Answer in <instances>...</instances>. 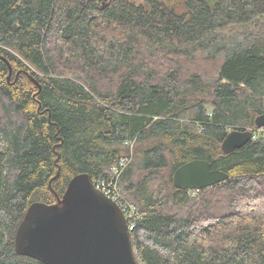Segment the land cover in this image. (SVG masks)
Returning a JSON list of instances; mask_svg holds the SVG:
<instances>
[{"label":"trees","instance_id":"trees-1","mask_svg":"<svg viewBox=\"0 0 264 264\" xmlns=\"http://www.w3.org/2000/svg\"><path fill=\"white\" fill-rule=\"evenodd\" d=\"M0 0V264L32 203L108 179L134 208L141 264H264V134L224 154L264 114V0ZM206 160L199 190L173 173Z\"/></svg>","mask_w":264,"mask_h":264},{"label":"water","instance_id":"water-1","mask_svg":"<svg viewBox=\"0 0 264 264\" xmlns=\"http://www.w3.org/2000/svg\"><path fill=\"white\" fill-rule=\"evenodd\" d=\"M264 126V114L254 121ZM253 138L248 130L228 132L220 145L224 154ZM228 175L206 160H193L173 173L177 189L199 191L225 182ZM121 210L95 189L87 174L73 177L55 204L32 203L16 229L15 253L42 264H141Z\"/></svg>","mask_w":264,"mask_h":264},{"label":"built area","instance_id":"built-area-1","mask_svg":"<svg viewBox=\"0 0 264 264\" xmlns=\"http://www.w3.org/2000/svg\"><path fill=\"white\" fill-rule=\"evenodd\" d=\"M253 132V138L257 139L259 135L264 133V127L254 128L250 130ZM257 133V134H256ZM129 158H121L117 164L113 165L110 169V175L108 179L103 180L95 184V189L100 191L105 197L114 202L123 213L128 225V229L131 232L135 227V212L134 208L124 199L121 188L119 187V181L121 174L129 164ZM190 193H197L198 191H189Z\"/></svg>","mask_w":264,"mask_h":264},{"label":"rangeland","instance_id":"rangeland-1","mask_svg":"<svg viewBox=\"0 0 264 264\" xmlns=\"http://www.w3.org/2000/svg\"><path fill=\"white\" fill-rule=\"evenodd\" d=\"M161 2L164 3V5L168 6L169 8H171L172 12H174V14L176 13L177 15L182 13L184 11V2L185 0H160ZM136 2L138 4H143L144 0H136ZM248 131L253 130V129H247ZM257 134V133H256ZM264 133H262L261 135H259L257 138L262 137ZM188 194L191 197H194L195 195H197L198 193H190L188 192Z\"/></svg>","mask_w":264,"mask_h":264},{"label":"bare ground","instance_id":"bare-ground-1","mask_svg":"<svg viewBox=\"0 0 264 264\" xmlns=\"http://www.w3.org/2000/svg\"><path fill=\"white\" fill-rule=\"evenodd\" d=\"M264 127V126H263Z\"/></svg>","mask_w":264,"mask_h":264}]
</instances>
